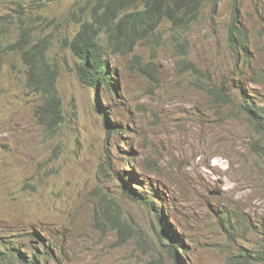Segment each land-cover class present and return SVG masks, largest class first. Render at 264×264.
<instances>
[{
  "label": "rangeland",
  "instance_id": "374dc122",
  "mask_svg": "<svg viewBox=\"0 0 264 264\" xmlns=\"http://www.w3.org/2000/svg\"><path fill=\"white\" fill-rule=\"evenodd\" d=\"M79 1L0 0V235L32 249L30 236L42 231L63 249L62 264H173L155 213L139 200L157 193L187 264H247L237 256L258 247L264 218V126L248 120L234 87L245 83L264 106V0L205 8L188 32L203 76L180 71L175 31L164 24L156 40L112 58L117 92L78 78L64 39L78 29L70 14ZM235 10L246 53L229 42ZM23 29L50 43L65 113L54 136L38 123L42 100L11 49ZM125 172L140 180L126 178L136 199L116 179Z\"/></svg>",
  "mask_w": 264,
  "mask_h": 264
},
{
  "label": "trees",
  "instance_id": "16d2710c",
  "mask_svg": "<svg viewBox=\"0 0 264 264\" xmlns=\"http://www.w3.org/2000/svg\"><path fill=\"white\" fill-rule=\"evenodd\" d=\"M64 0H38L40 6L58 3ZM223 0H83L77 2L81 12H72L70 17L78 27L65 37L64 42L76 59V72L79 80L88 88L96 91L106 88L112 92L120 90L117 68L111 62L115 56L131 55L135 48L145 42L157 39L164 24L174 29L173 38L178 42L181 57L180 71L203 76L200 68L189 58L188 32L202 18L205 8L211 7L215 13ZM238 10L233 13L230 24L229 42L235 52H247L249 48L248 32L239 21ZM238 24L242 25L239 27ZM161 38V36H160ZM50 43L47 39L33 42L32 33L23 29L20 39L11 45L13 52L22 55L27 68L30 88L40 96L42 104L36 110V118L50 135H55L65 122L63 100L57 86L58 72L48 58ZM140 57L135 56V60ZM245 99V95H243ZM243 109L252 125L263 127L264 107L245 100ZM97 100V109H99ZM112 125L111 122L106 123ZM120 134L117 129L112 130ZM140 182L135 173L125 172L118 175L124 194L131 198L136 191L131 181ZM146 191V187H141ZM140 190V189H139ZM151 190V189H150ZM147 192V191H146ZM139 200L150 208L159 223L158 235L161 241L167 240L168 254L173 264H187L178 251L186 254L184 239L166 221L164 212L159 209V195L139 194ZM153 200V201H152ZM158 205V206H157ZM261 242L251 250H242L237 256L247 264H264V218L257 229ZM42 234V235H41ZM18 236V235H17ZM0 235V264H62L63 249L57 242L47 238L42 231L35 230L30 236L37 247L32 249L18 237ZM27 237V236H26ZM46 238V239H45ZM19 239V238H18ZM16 243L18 245H16ZM234 264V262H229Z\"/></svg>",
  "mask_w": 264,
  "mask_h": 264
},
{
  "label": "clouds",
  "instance_id": "9594fccd",
  "mask_svg": "<svg viewBox=\"0 0 264 264\" xmlns=\"http://www.w3.org/2000/svg\"><path fill=\"white\" fill-rule=\"evenodd\" d=\"M238 53V52H237ZM241 53V52H239ZM246 53V52H245ZM241 87V88H240ZM234 91H238V96H239V100L241 101V107L243 109V105L246 104L245 100H247L248 102L254 103L253 99L254 96V92L253 90L249 89L245 83L241 82L239 86H235L234 87ZM243 95H245V99L243 98ZM218 96L221 100H228V101H233L232 97H230L229 94L225 93V92H220L218 93ZM261 106V105H260ZM264 107V106H261ZM244 110V109H243ZM246 113V112H245ZM247 115V114H246ZM261 123L262 120H260Z\"/></svg>",
  "mask_w": 264,
  "mask_h": 264
},
{
  "label": "bare ground",
  "instance_id": "6f19581e",
  "mask_svg": "<svg viewBox=\"0 0 264 264\" xmlns=\"http://www.w3.org/2000/svg\"><path fill=\"white\" fill-rule=\"evenodd\" d=\"M248 50V49H247ZM118 85V84H117ZM241 88V87H240ZM120 128V127H119ZM212 151V150H211ZM219 163V162H218ZM218 166V165H217ZM153 201V200H152ZM31 235V234H30ZM42 235V234H41ZM46 239V238H45ZM51 240V239H50Z\"/></svg>",
  "mask_w": 264,
  "mask_h": 264
}]
</instances>
